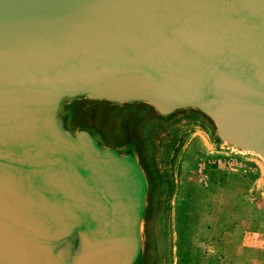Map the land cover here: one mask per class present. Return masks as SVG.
<instances>
[{
    "label": "water",
    "instance_id": "water-1",
    "mask_svg": "<svg viewBox=\"0 0 264 264\" xmlns=\"http://www.w3.org/2000/svg\"><path fill=\"white\" fill-rule=\"evenodd\" d=\"M187 114L264 162V0H0V264H154L146 131Z\"/></svg>",
    "mask_w": 264,
    "mask_h": 264
},
{
    "label": "rangeland",
    "instance_id": "rangeland-1",
    "mask_svg": "<svg viewBox=\"0 0 264 264\" xmlns=\"http://www.w3.org/2000/svg\"><path fill=\"white\" fill-rule=\"evenodd\" d=\"M146 138L158 180L150 227L154 264L171 261L163 257L157 224L165 213L171 219L176 215L173 206L164 213L159 200L178 185L183 192L178 200L181 264H264V162L219 146L211 126L195 115H181L169 124L156 122ZM208 253L214 257L208 259Z\"/></svg>",
    "mask_w": 264,
    "mask_h": 264
},
{
    "label": "crops",
    "instance_id": "crops-1",
    "mask_svg": "<svg viewBox=\"0 0 264 264\" xmlns=\"http://www.w3.org/2000/svg\"><path fill=\"white\" fill-rule=\"evenodd\" d=\"M230 245H232V243H230ZM207 257H208V259H210V257L213 258L214 256H213V254H209V253H208V254H207ZM217 257H218V258H221V260H223V258H222L220 255L217 256ZM218 258H216V259H218Z\"/></svg>",
    "mask_w": 264,
    "mask_h": 264
}]
</instances>
